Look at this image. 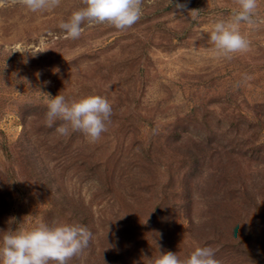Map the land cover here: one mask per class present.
Instances as JSON below:
<instances>
[{"label": "rangeland", "instance_id": "obj_1", "mask_svg": "<svg viewBox=\"0 0 264 264\" xmlns=\"http://www.w3.org/2000/svg\"><path fill=\"white\" fill-rule=\"evenodd\" d=\"M257 5L256 25L239 29L249 50L230 60L208 37L235 0H142L132 27L84 22L78 39L58 25L82 0L0 7V230L86 228L89 246L67 264H154L169 251L183 261L204 247L219 264H264V0ZM59 94L110 102L98 141L58 135L60 120L45 125Z\"/></svg>", "mask_w": 264, "mask_h": 264}, {"label": "clouds", "instance_id": "obj_2", "mask_svg": "<svg viewBox=\"0 0 264 264\" xmlns=\"http://www.w3.org/2000/svg\"><path fill=\"white\" fill-rule=\"evenodd\" d=\"M238 10L226 20L216 21L208 37L212 51L218 57L231 59L233 54L246 53L249 41L240 32V26L256 25L254 19L257 0H235ZM84 7L72 13L70 18L58 26L65 33V39H78L87 22L108 24L117 30L132 27L142 14V0H82ZM19 4L31 12L50 10L60 4V0H0V7ZM186 4L176 3V10L186 9ZM193 12V11H192ZM176 15V12L174 13ZM264 23V21H261ZM250 78V77H249ZM50 97V95H48ZM112 106L101 96H89L71 103L63 95L50 97L45 113V125L51 128L57 120L62 121L55 129L60 136L79 132L89 142H96L111 123ZM0 236V264H67L89 246L92 233L83 227L70 225L53 226L40 224L31 230L5 232ZM154 264H219L214 259L211 247L197 248L189 258L181 261L177 254L169 251L161 254Z\"/></svg>", "mask_w": 264, "mask_h": 264}]
</instances>
